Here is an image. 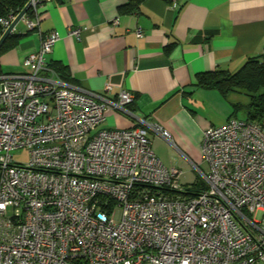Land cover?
Segmentation results:
<instances>
[{"label":"built area","instance_id":"built-area-1","mask_svg":"<svg viewBox=\"0 0 264 264\" xmlns=\"http://www.w3.org/2000/svg\"><path fill=\"white\" fill-rule=\"evenodd\" d=\"M28 1L21 33L52 0ZM17 14L0 18V38ZM58 39L45 33L23 71L0 73V264H264V119L206 128L203 187L185 189L151 146L150 130L167 132L140 116L101 127L129 112L132 92L109 98L56 75L45 56Z\"/></svg>","mask_w":264,"mask_h":264},{"label":"crops","instance_id":"crops-1","mask_svg":"<svg viewBox=\"0 0 264 264\" xmlns=\"http://www.w3.org/2000/svg\"><path fill=\"white\" fill-rule=\"evenodd\" d=\"M126 1L41 3L37 28L21 33V20L15 26L21 36L0 53L1 72L23 71L24 57L39 49L42 35L56 30L59 39L45 58L59 78L109 98L122 90L134 94L129 112L110 110L101 127L129 128L137 125L136 116L144 118L168 133L149 131L161 162L182 173L190 167L196 182L203 181L204 130L239 119L250 96L200 87L196 74L233 72L247 58L264 55V0H144L138 11L123 13L119 7ZM72 27L81 28L80 38L68 35Z\"/></svg>","mask_w":264,"mask_h":264},{"label":"trees","instance_id":"trees-1","mask_svg":"<svg viewBox=\"0 0 264 264\" xmlns=\"http://www.w3.org/2000/svg\"><path fill=\"white\" fill-rule=\"evenodd\" d=\"M143 1L127 0L119 8L123 13L136 12L140 9ZM27 2L28 0H0V18L6 17L9 14L19 13ZM26 14L30 15L31 9L27 10ZM20 36L21 33L12 32L1 45L0 53L13 47L18 42ZM53 67L59 72H64L62 66L56 65ZM196 84L203 88L217 89L223 95H226L230 91L246 92L250 96V102L243 106L246 112V120L259 122L264 119V55L247 58L233 72L216 69L197 73ZM201 187H203V182L199 181L191 189L194 188L197 190ZM186 193L191 194L189 190Z\"/></svg>","mask_w":264,"mask_h":264},{"label":"rangeland","instance_id":"rangeland-1","mask_svg":"<svg viewBox=\"0 0 264 264\" xmlns=\"http://www.w3.org/2000/svg\"><path fill=\"white\" fill-rule=\"evenodd\" d=\"M236 115L239 119L246 118V113L243 110H239ZM11 154L13 155L14 160L21 163L27 162L29 159V154L27 149L15 150L12 151ZM197 179L198 176L196 171L189 167L188 169L185 170V172L181 174L180 184L186 187H190L191 185L196 183Z\"/></svg>","mask_w":264,"mask_h":264},{"label":"water","instance_id":"water-1","mask_svg":"<svg viewBox=\"0 0 264 264\" xmlns=\"http://www.w3.org/2000/svg\"><path fill=\"white\" fill-rule=\"evenodd\" d=\"M31 4V1H28L25 6L22 8V10L16 15L14 20L11 22L9 27L5 30V32L2 34L0 38V47L5 41V39L13 32V29L17 25V23L21 20L22 16L27 12Z\"/></svg>","mask_w":264,"mask_h":264}]
</instances>
